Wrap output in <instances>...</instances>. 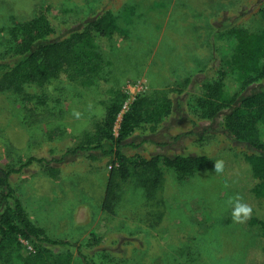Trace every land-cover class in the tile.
Wrapping results in <instances>:
<instances>
[{
	"label": "rangeland",
	"instance_id": "obj_1",
	"mask_svg": "<svg viewBox=\"0 0 264 264\" xmlns=\"http://www.w3.org/2000/svg\"><path fill=\"white\" fill-rule=\"evenodd\" d=\"M263 6L264 0H0V52L6 48L9 29L33 18L39 8L54 27L52 40L94 14L108 12L124 35L99 41V51L107 62L105 76L124 92L125 103L138 94L179 89L192 76L194 85L218 69L227 74L226 92L246 96L264 87V81L239 89L229 73L231 33L235 28L262 30ZM25 90L36 96L34 114L24 109L16 93L0 91V166L18 169L33 159L13 172L10 181L28 216L46 236L71 244L54 247L69 249V264H88L85 258L93 264H264L262 229L251 222H264V198L253 193L256 179L246 159L252 148L231 140L220 124L222 114L191 125L188 97H175L173 113L158 133L145 138L139 155L204 150L207 162L187 178H179L160 162L162 183L148 198L136 179L119 182L114 190L112 144L105 153L61 155L103 116L107 97L98 88H84L62 76L42 88L28 83ZM40 115L44 119L39 121L35 117ZM124 152L133 154L129 147ZM41 159L60 168L56 179L48 176ZM216 160L224 161L222 173H215ZM109 187L115 191L111 211L104 207ZM237 194L253 209L242 224L233 222L226 203ZM18 241L22 256L33 252L29 240ZM11 261L0 250V264Z\"/></svg>",
	"mask_w": 264,
	"mask_h": 264
},
{
	"label": "trees",
	"instance_id": "obj_2",
	"mask_svg": "<svg viewBox=\"0 0 264 264\" xmlns=\"http://www.w3.org/2000/svg\"><path fill=\"white\" fill-rule=\"evenodd\" d=\"M260 14L264 22V6ZM46 17L44 9L39 8L33 18L18 22L9 29L6 48L0 52V91L16 93L29 114L35 112L36 96L25 90L28 83L42 88L50 81L65 76L81 87H96L107 97L101 119L93 122L91 130L76 136L73 145L61 154L63 157L79 151L104 152L105 147L112 144L115 159L110 179L116 180L111 182L114 190L119 182L136 179L147 197H153L162 183L160 162L179 178L194 176L207 162L204 150L197 154L179 153L151 158L139 155L138 148L145 138L158 133L173 113L175 97L186 95L185 105L191 116V125L212 121L222 114L220 124L231 140L243 142L252 148L246 159L256 179L253 193L257 198H264V87L246 96L240 92L229 94L225 91L227 74L218 69L194 85L192 76L185 79L179 89L173 87L136 95L118 122L126 95L109 84L105 76L107 62L99 51V41L124 35L116 18L108 12L94 14L79 28L71 29L58 40H52L54 27ZM231 34L234 45L228 58L229 73L238 81L242 91L264 81V28L254 32L235 28ZM35 118L40 121L44 116ZM136 138L140 139L138 143L135 142ZM128 147L133 154L124 152ZM32 161L31 158L23 162L18 169L0 166V250L8 258H13L9 264H69L72 256L69 249L56 251L54 247L71 244L46 236L43 228L28 216L10 181L13 172L21 171ZM39 161L43 163L42 159ZM43 167L49 177L56 179L59 176L58 166L43 163ZM114 190L109 187L105 198L104 207L108 211L113 206ZM251 222L260 224L264 236V222L254 219ZM20 237L33 245V252L27 256L19 253ZM97 242L98 238L94 243ZM85 260L93 264L88 258Z\"/></svg>",
	"mask_w": 264,
	"mask_h": 264
},
{
	"label": "clouds",
	"instance_id": "obj_3",
	"mask_svg": "<svg viewBox=\"0 0 264 264\" xmlns=\"http://www.w3.org/2000/svg\"><path fill=\"white\" fill-rule=\"evenodd\" d=\"M73 115L79 117V113L75 112ZM215 173H222L224 171V161L216 160L214 164ZM225 187H228L226 184ZM227 205L231 207V216L234 223H245L252 215V207L244 202L243 197L239 194L231 196L227 200Z\"/></svg>",
	"mask_w": 264,
	"mask_h": 264
},
{
	"label": "built area",
	"instance_id": "obj_4",
	"mask_svg": "<svg viewBox=\"0 0 264 264\" xmlns=\"http://www.w3.org/2000/svg\"><path fill=\"white\" fill-rule=\"evenodd\" d=\"M128 106H129V104L124 102V105H123V107H122V111H121V114L119 115V118H121L122 114L127 110ZM119 121H120V120L118 119V122H119ZM117 126H118V125H117ZM117 126H116V127H117Z\"/></svg>",
	"mask_w": 264,
	"mask_h": 264
}]
</instances>
